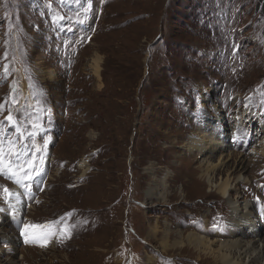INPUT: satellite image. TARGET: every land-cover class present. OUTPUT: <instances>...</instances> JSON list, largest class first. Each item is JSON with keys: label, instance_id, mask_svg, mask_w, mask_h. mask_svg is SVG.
I'll list each match as a JSON object with an SVG mask.
<instances>
[{"label": "rangeland", "instance_id": "rangeland-1", "mask_svg": "<svg viewBox=\"0 0 264 264\" xmlns=\"http://www.w3.org/2000/svg\"><path fill=\"white\" fill-rule=\"evenodd\" d=\"M70 23L71 35L91 30L74 48L55 32ZM0 106L5 149L14 141L46 174L26 204L0 173V264H222L148 235L156 219L185 236L247 231L198 176L221 159L215 182L229 171L264 241L253 204L264 207V0H0ZM192 139L219 146L205 158ZM150 186L165 198L148 199ZM13 213L30 240H47L22 244Z\"/></svg>", "mask_w": 264, "mask_h": 264}, {"label": "bare ground", "instance_id": "bare-ground-1", "mask_svg": "<svg viewBox=\"0 0 264 264\" xmlns=\"http://www.w3.org/2000/svg\"><path fill=\"white\" fill-rule=\"evenodd\" d=\"M90 67H92L94 75L100 79V58L93 57L90 62ZM44 78L48 82L53 81L55 80V74L52 70H47L44 72ZM217 146L219 145H217L216 140L202 142V140L192 139L188 143V149L190 151L197 148L205 158L212 156L213 151ZM222 163V159L219 160L218 163H207L201 167L200 170L202 173L198 176L201 178L205 177L208 186L211 189L214 188L217 190V192L226 200L231 212V225L240 229L246 226L247 231H239L241 235L233 232L231 238L228 239L217 236L209 237L197 233L196 231L188 232L185 236L182 229L172 230L171 226L168 224H164V227L160 230L156 219L153 221V224L149 225L148 235L151 238L156 239V237L161 234V241L159 244L164 251L169 248H184L187 244L195 248L198 252L219 260L222 264H264V241L259 239L260 227L259 224L255 223V220L252 219L249 203L245 202L241 206V202L238 201L237 196L235 198L231 197L230 190L234 189L235 186H233L230 181L231 177L229 171H227L225 177H220V180L217 183L214 180V173L217 166L219 165V167H222ZM80 165L87 171V162L85 160H81ZM239 179L240 176L236 179V184L240 182ZM231 185L233 186L232 188ZM146 195L148 199L158 198L163 200L165 198L164 193L162 191L160 192V188L154 186L148 187ZM12 204L16 208V213H18L19 202L14 201ZM1 237L9 240L7 235H2Z\"/></svg>", "mask_w": 264, "mask_h": 264}, {"label": "snow or ice", "instance_id": "snow-or-ice-1", "mask_svg": "<svg viewBox=\"0 0 264 264\" xmlns=\"http://www.w3.org/2000/svg\"><path fill=\"white\" fill-rule=\"evenodd\" d=\"M2 107V106H0ZM6 120L15 125V121L11 114L6 117ZM3 122H0L2 124ZM34 127H36L34 125ZM16 131L19 133L20 129L17 126ZM36 133H30V135L34 136ZM48 141H45V146H47ZM26 153L23 150L17 151L15 148V142L9 141L7 149L4 147L3 140L0 139V173L6 175L8 179H14L17 184H20L22 187H26L30 189V185L26 184L25 181H32L35 179V176L32 175L33 172H36L31 161L24 159ZM27 165V168L25 167ZM42 172V169L40 170ZM37 175L40 173L37 172ZM3 193L7 196H11L12 194L9 192V189L6 187L3 188ZM25 241L26 242H35V239L29 240V232L28 226L25 225ZM43 238V237H41ZM43 246V245H42Z\"/></svg>", "mask_w": 264, "mask_h": 264}]
</instances>
